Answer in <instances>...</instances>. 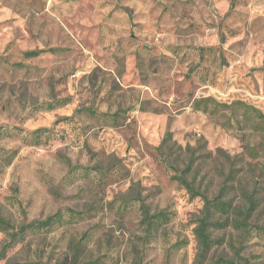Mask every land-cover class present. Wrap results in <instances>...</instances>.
Here are the masks:
<instances>
[{
    "label": "rangeland",
    "instance_id": "1",
    "mask_svg": "<svg viewBox=\"0 0 264 264\" xmlns=\"http://www.w3.org/2000/svg\"><path fill=\"white\" fill-rule=\"evenodd\" d=\"M207 97L215 111L196 109ZM250 107L264 116V0H0V216L85 213L0 264H264V239L238 226L264 227ZM145 210L168 220L150 230Z\"/></svg>",
    "mask_w": 264,
    "mask_h": 264
},
{
    "label": "trees",
    "instance_id": "2",
    "mask_svg": "<svg viewBox=\"0 0 264 264\" xmlns=\"http://www.w3.org/2000/svg\"><path fill=\"white\" fill-rule=\"evenodd\" d=\"M233 3L234 2H232V5ZM42 51L43 50L28 51V52H25L24 55L27 57L37 56L40 53H42ZM211 105H213L214 108L212 107V109L210 110ZM217 105H220V104L217 101H215V99L210 98V97L203 98L195 102V108L202 109L205 112L215 111V108H217ZM54 107H55L54 104L50 106L51 109ZM250 109H252L253 111H256L260 118H264V116L258 109L253 108V107H250ZM48 130H49L48 128L41 127V128L34 130L33 134H36L38 136L41 133L47 132ZM1 133H2V130L0 129V134ZM169 137H170V134H168V138ZM166 140L167 138L164 141ZM252 150H255V149H252ZM76 170H77V167H71L69 165L68 176L71 178H74ZM178 180L180 181V183L185 185L186 188L189 189L192 193L197 194V195L199 194L195 192L194 187L183 176L178 177ZM224 192L225 191L222 190L220 193L223 194ZM247 198L250 203L249 209L255 208V200L248 195H247ZM227 204L228 203L226 202L219 201L218 197H216L212 202H208V205H214L216 208H219L222 210L226 208ZM83 218H85V213H81L73 209H60L45 219L31 221L29 223H25L21 225L20 228L15 229L14 227H12V225L10 224L8 220L0 216V229L6 232H8V230L13 229V231L9 233L8 241H6L1 248L0 258L4 257L7 254V251L11 249L12 247H14L15 244L21 241H24L28 234L49 233L53 231L56 226H61L66 222H69V221L72 222L74 220H79ZM165 220H168V216L164 213H155L151 215L148 211L146 210L144 211V222L150 230H155V231L158 230V227L160 226V224H162ZM242 224H245V226L248 227L246 233H250L252 231L257 232L261 236V238L264 239V227L263 226L251 225V224L248 225L246 223V219L243 222L240 221L238 226H241ZM197 229H198L197 230L198 235L200 236V239H201L202 250L205 254L208 250H210L212 246L211 239L209 235L206 233L207 222L202 219ZM89 239H90V233L86 232L82 240H89ZM79 249L80 248H78V250ZM27 264H43V263L29 262ZM74 264H98V263L96 261L79 262L78 259L75 258ZM212 264H250V261L245 259L244 262H238L234 259H227V258L220 257L214 260Z\"/></svg>",
    "mask_w": 264,
    "mask_h": 264
}]
</instances>
